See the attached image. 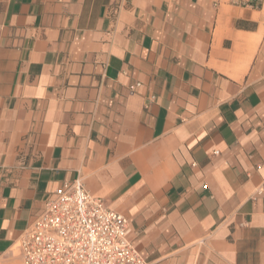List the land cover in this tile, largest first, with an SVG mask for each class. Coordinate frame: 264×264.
<instances>
[{
    "label": "crops",
    "instance_id": "crops-1",
    "mask_svg": "<svg viewBox=\"0 0 264 264\" xmlns=\"http://www.w3.org/2000/svg\"><path fill=\"white\" fill-rule=\"evenodd\" d=\"M246 1L0 0V264L76 179L148 264H264V0Z\"/></svg>",
    "mask_w": 264,
    "mask_h": 264
},
{
    "label": "built area",
    "instance_id": "built-area-1",
    "mask_svg": "<svg viewBox=\"0 0 264 264\" xmlns=\"http://www.w3.org/2000/svg\"><path fill=\"white\" fill-rule=\"evenodd\" d=\"M256 193L264 194V182ZM130 234L129 220L76 179L56 190L22 233L18 249L23 264H148Z\"/></svg>",
    "mask_w": 264,
    "mask_h": 264
}]
</instances>
